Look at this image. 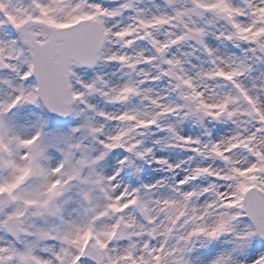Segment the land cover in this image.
I'll return each instance as SVG.
<instances>
[{"label":"snow or ice","instance_id":"snow-or-ice-1","mask_svg":"<svg viewBox=\"0 0 264 264\" xmlns=\"http://www.w3.org/2000/svg\"><path fill=\"white\" fill-rule=\"evenodd\" d=\"M0 264H264V0H0Z\"/></svg>","mask_w":264,"mask_h":264}]
</instances>
